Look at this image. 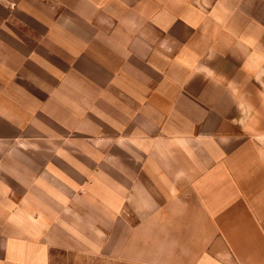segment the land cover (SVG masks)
I'll return each instance as SVG.
<instances>
[{"label":"crops","instance_id":"1","mask_svg":"<svg viewBox=\"0 0 264 264\" xmlns=\"http://www.w3.org/2000/svg\"><path fill=\"white\" fill-rule=\"evenodd\" d=\"M264 264V0H0V264Z\"/></svg>","mask_w":264,"mask_h":264},{"label":"rangeland","instance_id":"2","mask_svg":"<svg viewBox=\"0 0 264 264\" xmlns=\"http://www.w3.org/2000/svg\"><path fill=\"white\" fill-rule=\"evenodd\" d=\"M94 261H96V260L95 259H92V260H90V262L88 261V264H112L111 263V260H109V259H103V262L97 261L98 263H96Z\"/></svg>","mask_w":264,"mask_h":264}]
</instances>
